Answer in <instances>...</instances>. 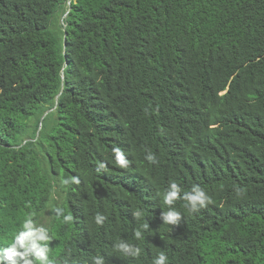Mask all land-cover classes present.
Here are the masks:
<instances>
[{"label": "trees", "instance_id": "obj_1", "mask_svg": "<svg viewBox=\"0 0 264 264\" xmlns=\"http://www.w3.org/2000/svg\"><path fill=\"white\" fill-rule=\"evenodd\" d=\"M173 181L214 203L164 223ZM30 214L56 264H264V0H0V248Z\"/></svg>", "mask_w": 264, "mask_h": 264}, {"label": "clouds", "instance_id": "obj_2", "mask_svg": "<svg viewBox=\"0 0 264 264\" xmlns=\"http://www.w3.org/2000/svg\"><path fill=\"white\" fill-rule=\"evenodd\" d=\"M115 157V163L121 168H127L129 161L126 158L125 152L119 148H113ZM145 160L150 164H156V155L152 152H148L145 155ZM100 168L106 167L102 162L99 165ZM65 186L71 184H78L79 178L75 176H69L62 180ZM234 192L237 198L244 195V189L241 187H234ZM177 200H182L183 209L189 213L199 212L201 209L206 208L208 205L213 204L212 197L206 192V190L198 184H194L190 191H184L183 188L176 182H171L168 188L163 193L164 204L168 206L166 211L161 213V219L164 223L170 225H178L182 212L178 210L174 205ZM144 216L142 209H137L133 212V217L140 220ZM74 217L71 213L63 215L62 222L69 224L73 222ZM95 223L102 226L106 220L104 215L97 213L94 217ZM149 230V224L147 222L141 223L140 226L134 230V238L137 241L144 239V233ZM49 228L40 224L37 220L33 219V216L28 215L18 233L14 236L12 242L4 248H0V264H56L55 260L50 256L49 243L51 236L49 234ZM115 252L125 256L139 259L142 254V249L134 244L127 242L124 239H120L113 245ZM91 264H106L103 255L96 254L91 258ZM65 264H68L65 261ZM77 264V262H73ZM152 264H169V258L165 252H159L152 260Z\"/></svg>", "mask_w": 264, "mask_h": 264}, {"label": "rangeland", "instance_id": "obj_3", "mask_svg": "<svg viewBox=\"0 0 264 264\" xmlns=\"http://www.w3.org/2000/svg\"><path fill=\"white\" fill-rule=\"evenodd\" d=\"M57 205L59 206L60 205V202H59V199H58V202H57ZM51 221L50 217L48 215H46L43 220H42V225L47 227V228H50L49 227V222Z\"/></svg>", "mask_w": 264, "mask_h": 264}]
</instances>
